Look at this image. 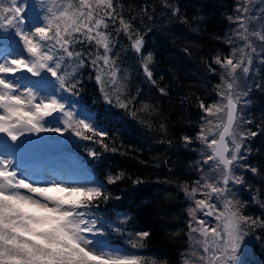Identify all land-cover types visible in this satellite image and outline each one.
<instances>
[{"label":"trees","instance_id":"1","mask_svg":"<svg viewBox=\"0 0 264 264\" xmlns=\"http://www.w3.org/2000/svg\"><path fill=\"white\" fill-rule=\"evenodd\" d=\"M102 1L73 0L87 20L72 35L57 23L64 64L79 63L66 88L95 115L83 137L98 184L82 201L100 227L95 239L134 264H184L189 197L211 170L201 150L205 111L230 84L245 95L239 159L229 156V172L243 181L232 206L250 235L241 254L244 264H264V3L262 28L243 45L237 15L247 0ZM244 49L255 54L251 64L240 59ZM229 65L239 69L234 80ZM8 253L0 249V264H17Z\"/></svg>","mask_w":264,"mask_h":264},{"label":"rangeland","instance_id":"2","mask_svg":"<svg viewBox=\"0 0 264 264\" xmlns=\"http://www.w3.org/2000/svg\"><path fill=\"white\" fill-rule=\"evenodd\" d=\"M251 1L256 9L247 0L237 15L243 45L263 25L264 0ZM77 8L73 0H0V205L6 208L0 212V249L9 250L17 264L136 263L134 256L93 238L100 227L82 207L98 184L83 137L95 115L79 109L66 88V80L78 78L79 63L64 64L60 33L61 28L72 35L87 20ZM254 55L244 49L239 56L251 64ZM229 67L224 70L229 79L239 77V69ZM223 89L202 123L201 150L211 170L202 173L189 197L192 237L184 264H244L241 250L250 239L231 201L243 184L238 169L229 172L214 155L233 97L237 120L228 146L239 159L245 95L238 88L235 97L230 84Z\"/></svg>","mask_w":264,"mask_h":264},{"label":"water","instance_id":"3","mask_svg":"<svg viewBox=\"0 0 264 264\" xmlns=\"http://www.w3.org/2000/svg\"><path fill=\"white\" fill-rule=\"evenodd\" d=\"M237 117V105L234 103L233 99L228 100V114H227V123L220 135L219 141L216 145L215 156L219 158L227 167L229 166L228 154L229 147L227 140L234 128Z\"/></svg>","mask_w":264,"mask_h":264}]
</instances>
